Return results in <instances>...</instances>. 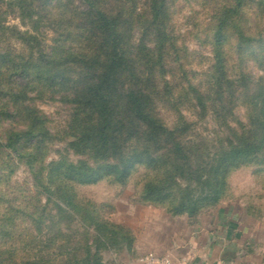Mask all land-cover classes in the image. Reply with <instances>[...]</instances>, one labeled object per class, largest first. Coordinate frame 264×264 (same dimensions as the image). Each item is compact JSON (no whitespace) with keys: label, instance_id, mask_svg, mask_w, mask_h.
Here are the masks:
<instances>
[{"label":"trees","instance_id":"1","mask_svg":"<svg viewBox=\"0 0 264 264\" xmlns=\"http://www.w3.org/2000/svg\"><path fill=\"white\" fill-rule=\"evenodd\" d=\"M79 2L43 0L56 11L46 14L56 28L51 51L17 63L0 55V75L22 80L0 77V121L14 123L0 151L27 165L35 189L0 209V264H103L101 250L128 239L94 202L86 205L76 185H122L144 167L153 175L141 198L193 216L220 201L232 172L255 163L254 173L264 176V0H219L204 31L212 62L197 84L175 78L184 53L171 26V0ZM249 61L263 72L254 76ZM44 97L69 105L66 147L78 159L62 154L46 162L53 135L35 104ZM185 101L199 118L219 122L222 135L194 136L183 116L168 127L157 103ZM239 103L243 121L233 126ZM12 172L2 170L0 182ZM4 196L0 191L9 201Z\"/></svg>","mask_w":264,"mask_h":264},{"label":"rangeland","instance_id":"2","mask_svg":"<svg viewBox=\"0 0 264 264\" xmlns=\"http://www.w3.org/2000/svg\"><path fill=\"white\" fill-rule=\"evenodd\" d=\"M42 2L43 0H0V55L9 53L16 63L19 61L18 57L35 60L38 50L48 52L56 45L53 41L57 37L56 28L52 24L53 17L46 16L54 15L56 11L52 5L45 9ZM218 3L219 0H171V26L177 35L181 55L184 53L182 72L177 73L175 78L182 77L183 83L189 81L197 84L207 79L205 73L212 62V48L204 38V31L217 12ZM75 4L82 6L79 0H75ZM27 35L36 38L30 41V36ZM231 62L234 64L236 61ZM248 69L254 76L263 72L252 61H249ZM10 75L4 71L0 77L5 80ZM10 78L22 82L16 74H12ZM186 102L174 106H165L158 102L156 109L159 117L168 127H172L179 123L180 116H183L193 123L191 134L194 136L213 140L222 135L221 131H218L222 130L219 129V122L211 116L199 118ZM35 104L46 115L53 135L52 140L47 143L46 162L57 159L62 154H67L72 160L78 159V156L66 147L67 126L70 121L69 105L59 99L46 97L37 99ZM234 112L235 120L231 124L236 126L237 121H243L244 106L239 103ZM11 127H14V123L0 121L1 142H4L5 133ZM17 127L18 124L15 128ZM256 166L251 163L232 172L220 201L203 208L193 216L173 215L168 204L143 200V183L153 175L144 167L134 170L122 185L110 179H103L95 184L76 185L78 196L84 199L85 203L88 200L94 202L103 217L121 226V233L128 238L122 241L118 248L108 247L101 250L103 264H132L141 254H160L156 248L170 235H181L190 225L206 222L208 218L216 219L219 215L227 216L240 233L239 244L243 254H248L250 264H264V176L254 173ZM2 170L5 173L13 170L10 180L2 178L0 182V191L5 194L4 198L9 199L0 200V209L5 212L14 197H19L16 199L18 203L21 196L32 195L35 189L27 165L5 148L0 151V176ZM178 182L181 186L186 184L184 180ZM45 199L46 195L40 194L38 200L41 204ZM50 207L52 206L48 205V208Z\"/></svg>","mask_w":264,"mask_h":264},{"label":"crops","instance_id":"3","mask_svg":"<svg viewBox=\"0 0 264 264\" xmlns=\"http://www.w3.org/2000/svg\"><path fill=\"white\" fill-rule=\"evenodd\" d=\"M234 227L225 215L208 218L190 225L181 235H170L156 249L158 255L170 256L171 264H250ZM141 257L142 254L132 264H142Z\"/></svg>","mask_w":264,"mask_h":264},{"label":"built area","instance_id":"4","mask_svg":"<svg viewBox=\"0 0 264 264\" xmlns=\"http://www.w3.org/2000/svg\"><path fill=\"white\" fill-rule=\"evenodd\" d=\"M142 264H171V258L168 255H158L148 252L141 257Z\"/></svg>","mask_w":264,"mask_h":264}]
</instances>
